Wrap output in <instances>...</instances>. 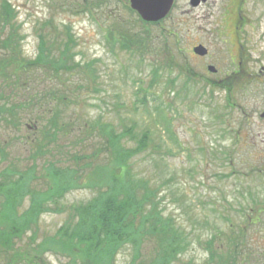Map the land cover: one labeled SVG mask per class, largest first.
<instances>
[{"label":"rangeland","instance_id":"rangeland-1","mask_svg":"<svg viewBox=\"0 0 264 264\" xmlns=\"http://www.w3.org/2000/svg\"><path fill=\"white\" fill-rule=\"evenodd\" d=\"M6 1L16 13L23 58L37 56L40 34L50 32L52 25L69 26L77 41L76 61L90 64L92 70L59 77L39 68L28 76L26 90H13L11 105L28 101L39 89L45 97L33 112L26 109L30 116H21L19 127L1 125L0 142L9 141V153L0 170L13 166L12 160L33 161L31 142L42 128L41 120L33 117L51 114L58 100L57 91L51 90L64 88L72 93L58 103L71 123L68 138L59 143L60 148H68L65 158L71 151L91 152L96 136L87 130V123L92 119L103 117L120 129L134 126L136 133L152 131L153 144L133 159V167L153 186L160 185L165 214L175 217L185 238V249L173 264H208L211 251H223L234 240L241 243V234L245 241L238 249L239 264H264L263 171L253 177L255 168L264 169V119L256 117L264 107V84L253 83V73L264 68V6L253 10V25L238 29L235 40L233 24L201 18L203 11L194 10L186 0L161 25H148L150 32L128 8L129 0ZM126 30L150 36L151 50L142 52L136 43L123 48ZM5 32L10 29L3 31L0 25V39ZM14 36L18 39V34ZM46 38L55 40L50 34ZM198 43L208 48L207 55L194 52ZM3 54L0 49V58ZM167 63L170 70L163 67ZM212 65L217 72L209 71ZM128 143L134 145L135 140ZM94 193L75 189L63 203L86 202ZM29 204L27 198L25 208ZM256 211L258 222H254ZM67 216L68 212L42 214L40 233H55ZM31 233L26 231L25 243L18 244L30 245ZM151 244L144 246L145 255L150 254ZM135 245L119 244L115 264L132 262ZM44 258L50 264H67L70 257L47 252Z\"/></svg>","mask_w":264,"mask_h":264},{"label":"trees","instance_id":"trees-1","mask_svg":"<svg viewBox=\"0 0 264 264\" xmlns=\"http://www.w3.org/2000/svg\"><path fill=\"white\" fill-rule=\"evenodd\" d=\"M15 18L12 5L3 0L0 25L3 31L10 29V32H5L0 39V49L6 53L0 58L3 78L0 128L8 124L19 127L23 117L30 116L33 107L44 99L45 93L41 94L39 89L28 101L13 105L8 102L13 90L27 89L32 71L43 68L46 75L62 77L75 70L85 73L90 67L76 61L77 41L69 26L52 25L50 32L40 34L37 56L23 58ZM46 34L53 35L55 40L46 38ZM123 37L121 46L125 49L132 43L142 52L151 49L150 36L126 30ZM168 63L163 67L170 70ZM63 89L51 90L57 91L58 97L51 114L39 113L33 117L41 120L42 125L41 132L31 142L35 150L30 154L28 149L27 155L33 161L12 160L13 166L0 170V264H50L44 258L47 252L66 254L70 257L67 264H115V253L120 249L119 244L124 243L136 244L133 261L128 264H173L185 249V238L175 217L165 214L160 185L153 186L150 179L139 176L133 167V159L153 144L152 131L144 129L136 133L134 126L120 129L103 117L92 119L87 123V130L96 136L92 138L91 152L71 151L65 158L68 148H60L59 143H65L62 140L68 138L71 123L65 119L66 109L58 103H64L72 93ZM29 107L30 112L26 113ZM129 139H134L135 144L129 145ZM8 144L9 141L0 142V164L8 157ZM39 162L41 166H37ZM80 188H89L95 193L86 202L63 203L69 192ZM27 198L30 204L25 208ZM47 212H68L63 225L51 235L40 233V216ZM28 230L32 232L30 245L18 244L25 243L23 237ZM240 241H245L244 234ZM150 242V254L145 255L144 246ZM234 242L223 251H211L208 264H239L241 243Z\"/></svg>","mask_w":264,"mask_h":264},{"label":"flooded vegetation","instance_id":"flooded-vegetation-1","mask_svg":"<svg viewBox=\"0 0 264 264\" xmlns=\"http://www.w3.org/2000/svg\"><path fill=\"white\" fill-rule=\"evenodd\" d=\"M180 1L181 0H174L169 15L161 19L162 21L150 22L152 26H159L165 19L169 18L170 14L179 6ZM186 2L187 5L193 7L194 10L203 11V14L200 16L201 18L214 17L216 19L215 22L226 24L229 22L233 24L232 34L235 40L238 38V29L247 24L253 25V10L258 6H264V0H186ZM240 48L242 49L241 46ZM260 75H264V68L253 73L254 84H264V79L258 78ZM256 117L264 119V107L260 112H256ZM253 118H255V113H253ZM260 170H262L264 174L263 168H255L253 170V177H255L256 173L260 172ZM254 218V222H258L260 219L258 211L255 212Z\"/></svg>","mask_w":264,"mask_h":264},{"label":"water","instance_id":"water-1","mask_svg":"<svg viewBox=\"0 0 264 264\" xmlns=\"http://www.w3.org/2000/svg\"><path fill=\"white\" fill-rule=\"evenodd\" d=\"M132 8L139 12L144 20L153 22L165 17L169 12L173 0H130ZM195 52L199 55L207 54V49L203 45L195 47ZM213 72L214 66H209Z\"/></svg>","mask_w":264,"mask_h":264}]
</instances>
